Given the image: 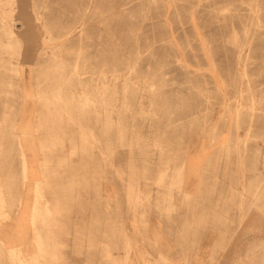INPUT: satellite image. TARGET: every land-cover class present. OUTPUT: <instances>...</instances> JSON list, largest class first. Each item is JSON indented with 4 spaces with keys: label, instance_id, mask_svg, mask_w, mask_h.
<instances>
[{
    "label": "rangeland",
    "instance_id": "1",
    "mask_svg": "<svg viewBox=\"0 0 264 264\" xmlns=\"http://www.w3.org/2000/svg\"><path fill=\"white\" fill-rule=\"evenodd\" d=\"M15 6L14 27L24 38L19 65L29 68L22 70L20 86H3L0 91L2 97H13L14 104L9 119H4V99L0 102L4 162L0 187L7 197L6 203L0 200V225L7 224L8 237L19 233L15 214L29 190L19 155L22 148L29 150V176L43 182L51 209L40 207L37 215L32 210L33 195L30 217L36 224L34 239L41 240L36 241L41 245L39 252L26 255L18 237L7 245L22 250L20 255L31 264H52L47 243L60 236L51 234L50 225L60 223L56 216L79 164H90L89 187L97 193L103 210L117 211L113 225H107L117 233L116 240L110 230L102 234V260L109 264L113 247L129 244L124 240L129 213L151 207L152 199L157 202L153 207L162 211L159 194L171 196L174 190L187 205L197 199L182 188V180L173 179L183 168L175 169V164H199L198 178L213 173L212 200L225 202L224 207L211 206L212 217L196 218L198 225L213 220L214 229L220 231L210 255L214 260L230 257L231 264H241L236 263L238 249L227 248L238 233L242 237L241 224L231 215L233 211L239 215L241 199L259 195L264 200V0H17ZM54 58L65 62L70 89L65 88L64 96L73 101L64 105L57 95L58 102L49 99L52 112L45 113L46 96L54 98L57 91L53 81L59 70ZM37 84L42 87L39 98ZM25 91L30 92L27 99ZM58 104L76 122L71 133L72 157L67 141L64 146L57 141L54 150L44 149L46 119L56 122L57 137H62L61 129L66 127L65 118L53 119ZM36 117L40 126L26 137L24 123L35 129ZM80 123L85 134L78 130ZM32 162L40 164V178L36 168L31 169ZM251 206L252 213L256 207ZM263 212L250 229L247 223L242 225L246 248L264 236ZM105 224L102 219V227ZM153 244L149 242L148 255L155 251ZM11 248L5 264H14L19 256ZM187 251L182 249L180 255H189Z\"/></svg>",
    "mask_w": 264,
    "mask_h": 264
},
{
    "label": "crops",
    "instance_id": "2",
    "mask_svg": "<svg viewBox=\"0 0 264 264\" xmlns=\"http://www.w3.org/2000/svg\"><path fill=\"white\" fill-rule=\"evenodd\" d=\"M89 165L90 164H79V173L70 185L71 189L69 193H67V196L61 201L62 208L57 213V221L60 223L58 225H50L51 231L54 232L52 234L54 236L59 234L60 236L59 238L55 237L51 239L50 242L47 243L50 246H47V248L50 252L48 256L52 264H107V262H103L101 253L103 231L104 234H106L110 230V236L112 237L115 235L116 240L117 233L114 234L113 230L108 228L107 225L108 223L110 227L113 225L117 217V211L111 210L109 212L107 208H105V210L102 209L97 193L93 192V189L89 187ZM175 165V169L178 166L181 167V165L183 168L181 170L182 172L180 174L177 173L173 180H182V188L195 195L197 199H193L187 205V202L177 195L180 193L174 190V195L171 196H162V194H159L158 200L163 207L162 211L156 210L153 207L157 202L152 199L150 202L151 207L149 206V208L142 209L143 211L137 210L131 214L129 213V232H127L126 236L128 237L127 242L130 240V246L126 248L125 245L124 249L113 247L111 251L112 255L108 257L109 264L234 263L231 261L230 257L214 260L213 256L210 255L212 250L217 247L216 238L217 234L220 233V231L214 229V221L206 220L201 225L197 224L196 218H208L214 215V209L211 208L212 199L215 198L213 196L215 190L213 186V173L198 178L195 173L199 164ZM30 167L31 169L36 168V177L40 178V164L32 162ZM158 167H160V164H158ZM171 167H173V165ZM32 178L34 177L30 174V185L33 183ZM224 187L225 186L222 184V191ZM167 189L169 190V188ZM167 189H164V192L167 193ZM161 190H163V188H159V191ZM33 195L32 188L25 192L24 203L19 213L15 214V223L19 231L16 237L7 236L10 232L5 230L6 223H1L0 225V264H5L6 261L9 262L7 250L10 247H15V245L11 244L8 246L7 242H12L17 239V237L19 243L22 244L23 247L20 248L19 246L18 248L22 249L24 253L27 250L25 253L26 255L35 254L40 250L39 245L34 239L35 233L30 217ZM169 197H172V201ZM237 215L238 214H235L233 211L231 216L237 217ZM172 218H177V221L174 222ZM102 219L106 222L104 227H102ZM237 236L240 237V233H238ZM243 238L244 235L242 234L241 240H237L238 238L233 240L234 243L232 242V244H229L227 248L239 249L240 246L244 248ZM149 242L154 243L153 245L155 248V251L152 252L151 255L147 254L148 248L151 247ZM94 244L97 245L98 248L92 249V245ZM111 244L112 240L110 238V245ZM160 249L167 252L168 256L161 257L159 255ZM179 249L180 251L182 249H189V251H187L189 255H180L182 252L176 251ZM196 249L198 251H193Z\"/></svg>",
    "mask_w": 264,
    "mask_h": 264
},
{
    "label": "bare ground",
    "instance_id": "3",
    "mask_svg": "<svg viewBox=\"0 0 264 264\" xmlns=\"http://www.w3.org/2000/svg\"><path fill=\"white\" fill-rule=\"evenodd\" d=\"M16 2L17 0H0V73H2V76H0V91L3 89V86H7V87H12L13 85L16 86H20L22 83V77H23V73L22 70H24V72H27L29 66L28 64L23 68L21 67L20 64V55L22 54V42L24 40L22 34H20L17 29L14 27L15 25V14H16ZM9 6H8V5ZM26 20V19H25ZM34 27V26H33ZM26 29V27H25ZM37 31V30H35ZM25 35V34H24ZM34 36V35H33ZM38 37V36H37ZM31 39V38H30ZM29 39V40H30ZM35 40V39H34ZM37 40V39H36ZM24 48V47H23ZM209 52V51H208ZM54 55V54H53ZM55 65H57L58 67V74L55 75V80L53 81V87L55 89H57V91L54 93L55 97L51 98V97H47L46 96V104H45V108H43V111L45 113H50L52 112V107L50 105V100H53L52 102L59 101V98L57 97V95H61L62 96V103L64 105L68 104L69 100H72L70 97L69 98H65L64 95L67 94V91L65 90V88H69L70 89V84H68L67 80L70 79V76L68 73H65L63 71V67L65 66V62L63 59H55ZM51 65V64H49ZM4 67V69H3ZM47 68V67H46ZM76 68V67H75ZM56 69V68H55ZM52 70V69H51ZM78 70V69H76ZM49 73V72H48ZM45 87V86H44ZM14 88V87H13ZM53 88V89H54ZM6 89V88H4ZM42 87H40L37 84V97H41L42 96V91H41ZM50 90V89H49ZM9 91H12L9 88ZM15 91V90H14ZM45 91V90H44ZM47 91V90H46ZM11 93V92H10ZM14 93V92H13ZM16 93V92H15ZM51 93V92H50ZM30 95V92H24V96L25 99H27ZM72 96V95H71ZM85 97V96H84ZM61 98V97H60ZM74 98V97H72ZM82 98V97H81ZM88 98V97H86ZM1 99H4V107H5V112L7 111V113L4 114L3 118L4 119H9V115L8 112H13V108H14V104H13V97L10 96H6V97H2L1 93H0V102ZM90 99V98H89ZM86 100V99H85ZM73 101V100H72ZM92 101V99H91ZM86 102V101H84ZM17 103V102H16ZM22 103V102H21ZM45 103V102H44ZM89 103V102H88ZM63 104H58L55 105V108L59 111H55L53 112V119H60V121L62 119H66V127L62 128V137H57L56 136V129H55V123H49L48 121H50V118L48 117L45 121L47 126V134H45L44 139H43V143H44V149L48 152L51 151V149L54 150L55 145L57 143V141H61L63 143V146L65 144V142L67 141V149L71 151L70 156H73V152L71 150L73 146V142L72 139L74 138L71 133H72V129H75L76 126L74 124H76V122L72 121V118L74 117L73 114H69L67 116H65L64 112L66 110H62V108L64 109V105ZM85 104V103H84ZM86 106V105H85ZM42 108V107H41ZM22 113H26V103L23 104L22 106ZM19 112V111H18ZM42 112V110L40 111ZM67 112V111H66ZM38 113V111H37ZM229 113V112H228ZM237 114V113H236ZM52 115V113H51ZM238 115V114H237ZM37 116V114H36ZM40 117V116H39ZM237 118V117H236ZM238 119V118H237ZM1 121V120H0ZM18 122V121H17ZM79 122V121H78ZM73 123V124H72ZM57 125V124H56ZM40 124L37 123V117H36V123H35V129H32L30 127L29 123H24V129L23 132L25 134L26 137H30L34 134V131L37 130L39 128ZM62 126V124H61ZM60 126V127H61ZM0 127H1V123H0ZM78 130H80L82 132V134H85V128L84 125L80 123V125L78 124ZM34 130V131H33ZM37 133V132H36ZM58 133V132H57ZM58 135V134H57ZM88 136V135H87ZM230 137V136H229ZM20 138V136H19ZM228 138V137H227ZM230 139V138H229ZM20 140V139H19ZM80 140V139H79ZM231 140V139H230ZM81 141V140H80ZM226 141V140H225ZM20 142V141H19ZM228 142V140H227ZM80 143V142H79ZM2 143L0 142V164H4L3 159H2ZM227 144V143H225ZM80 145V144H79ZM21 146V145H20ZM40 146V145H39ZM41 147V146H40ZM22 148V147H21ZM99 150V149H98ZM81 151V150H80ZM45 153V151H44ZM20 159H21V164H22V172H23V176H24V185H26L25 187H27L28 189L32 188V191L34 193V203L32 206V210L34 212H36L40 207L41 210H46V211H50L51 206L49 205L50 202L48 201V198L46 197L45 193L42 191V183L40 181H38L37 179H32L33 183L30 185L29 181H30V176H29V150L22 148L20 149ZM68 155V154H67ZM106 155V154H105ZM67 161V160H66ZM111 163V161H110ZM51 164V162H50ZM113 164V163H112ZM62 170V167H61ZM66 172V171H65ZM117 172V170H116ZM75 174V173H74ZM42 175V172H41ZM76 175V174H75ZM4 176V175H3ZM44 176V175H43ZM43 178V177H42ZM49 178V177H48ZM47 178V180H48ZM74 178V177H73ZM76 178V177H75ZM1 180V178H0ZM72 183V181H71ZM50 185V184H49ZM0 186H1V181H0ZM65 186V185H64ZM18 188V187H17ZM51 188V187H50ZM2 191V192H1ZM54 193V192H53ZM57 193V192H56ZM129 193V192H128ZM3 194V188L1 189L0 187V200H3L6 203L7 197L4 196ZM20 194V193H19ZM79 194V193H78ZM135 194V193H134ZM61 195V194H60ZM257 195V194H256ZM137 197V196H136ZM22 198V197H21ZM86 198V197H85ZM130 198V197H129ZM21 200V199H20ZM47 201L49 203H47ZM58 201V200H57ZM138 201V200H137ZM2 202V201H1ZM59 202V201H58ZM132 203V202H131ZM249 203V204H248ZM21 204V203H20ZM133 204V203H132ZM240 207H239V215H237V221L241 224L240 227V231H241V235L245 234V225L242 226L243 224L247 223V229H250V224L254 223V220L256 219V217L259 216V213L264 211V200L262 198L259 197V195H257L256 197H254L252 200L251 199H241L240 203H239ZM251 204H253V206L256 207V210L254 212L251 213L250 210H252L253 208H251ZM1 205V204H0ZM7 205V204H6ZM55 205V204H54ZM225 202L223 201V199H215L212 200V206L217 207H224ZM226 207V206H225ZM5 208V207H4ZM228 207H226V212L229 213L230 210ZM2 209V208H0ZM39 209V210H40ZM3 210V209H2ZM2 210H0L2 212ZM40 210V211H41ZM254 210V209H253ZM252 210V211H253ZM48 213V212H46ZM7 212V211H6ZM17 212V211H16ZM44 212V211H43ZM43 212H40L39 215ZM53 214V212H50ZM49 213V214H50ZM264 213V212H263ZM48 214V215H49ZM34 215V214H33ZM37 215H38V211H37ZM47 215V216H48ZM43 218L44 216L41 215ZM51 217V216H50ZM54 217V216H53ZM58 217V215L56 216ZM249 217V219H248ZM33 218V217H32ZM48 218V217H46ZM35 219V218H34ZM40 219V218H39ZM248 219V220H247ZM51 220V219H50ZM34 221V220H33ZM46 221V220H45ZM53 221V220H52ZM44 222V220H43ZM47 222V221H46ZM56 222V220H55ZM58 222V221H57ZM48 223V222H47ZM228 223V222H227ZM34 223H32L33 225ZM63 224V223H62ZM231 225V223H228V225ZM36 225V224H34ZM50 225V223H49ZM58 225V224H57ZM252 226V225H251ZM230 226H228L229 228ZM37 231V230H36ZM50 231V229H49ZM38 232V231H37ZM48 233V232H47ZM54 233V232H53ZM125 233V232H124ZM40 234V233H39ZM39 234L37 233L36 235L39 236ZM52 234V233H51ZM81 234V233H80ZM83 234V233H82ZM48 235V234H47ZM49 237V236H48ZM241 237V236H240ZM237 240H239V238ZM89 238V237H88ZM128 238L127 236L124 237V240ZM42 239V238H41ZM39 240V238L37 239ZM35 240V241H37ZM41 241V240H39ZM38 241V242H39ZM37 242V243H38ZM44 242V240H43ZM43 242H42V246H43ZM75 242V241H74ZM54 243V242H53ZM128 246L126 244V248H128L130 246V240L128 242ZM234 243V242H233ZM41 244V243H39ZM102 245V244H101ZM125 245V244H124ZM38 246V245H37ZM49 246V245H48ZM41 247V245H40ZM50 247V246H49ZM102 247V246H101ZM125 247V246H124ZM98 248V246H97ZM104 248V247H103ZM124 249V248H122ZM48 250V249H47ZM40 251V250H39ZM126 251V250H125ZM130 251V249H129ZM128 251V252H129ZM10 252L13 253V255H16L17 252L19 253L15 260H14V264H31L30 260L26 259L25 257H23V251L22 250H16V248H11ZM48 252V251H47ZM127 252V251H126ZM160 256L161 257H167L168 253L164 252L162 249H160ZM47 254V253H46ZM41 255V254H40ZM45 255V254H44ZM112 255V254H110ZM117 255V254H116ZM47 256V255H45ZM115 256V255H114ZM227 256V255H226ZM236 263H241V264H264V236L260 235L259 237H257L256 239H254V242L252 245L248 246L247 248L244 247L242 248V246H240V248L236 251ZM42 258V257H41ZM105 259V258H104ZM115 259V258H113ZM112 261V260H111ZM115 261V260H114ZM109 263V262H108ZM114 264V263H113Z\"/></svg>",
    "mask_w": 264,
    "mask_h": 264
}]
</instances>
